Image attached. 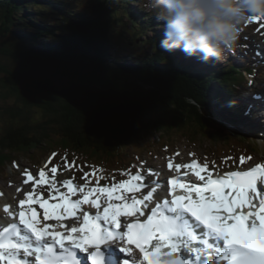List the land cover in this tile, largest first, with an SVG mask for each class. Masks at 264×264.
<instances>
[{"label":"trees","instance_id":"obj_1","mask_svg":"<svg viewBox=\"0 0 264 264\" xmlns=\"http://www.w3.org/2000/svg\"><path fill=\"white\" fill-rule=\"evenodd\" d=\"M112 2L0 0V101L6 103L0 105V168L36 149L43 160L63 154L76 163L75 153L108 159L113 147L152 130L187 135L180 116L205 129L225 110L232 95L226 75L199 82L203 71L194 74L177 60L170 65L150 55L135 65L137 59L115 50L111 30L124 18L113 17L119 7ZM91 98L117 104L130 124L101 135L77 122L81 115L71 105ZM221 134L219 142L228 136Z\"/></svg>","mask_w":264,"mask_h":264},{"label":"snow or ice","instance_id":"obj_2","mask_svg":"<svg viewBox=\"0 0 264 264\" xmlns=\"http://www.w3.org/2000/svg\"><path fill=\"white\" fill-rule=\"evenodd\" d=\"M253 21L264 19L250 23ZM167 167L171 170L173 164ZM181 167L194 169L195 177L203 183L172 178L167 181L171 199L151 208L148 202L156 188L137 198L136 193L145 187L140 175L103 187L97 180L91 188L87 184L77 187L68 180L63 184L65 192L41 170L38 183L47 184L51 199L57 202L50 203L42 196L37 199L33 189L19 200L18 214L4 208L13 220L18 215V223L0 228V264H213L214 257L224 264H264V196L257 187L258 181H264V163L222 177H214L207 164L177 165V171ZM57 170L52 167L51 173ZM26 175L25 182L34 181L27 170ZM178 188L187 195L177 196ZM193 193L198 199L192 198ZM78 194L80 199H72ZM253 194L260 198L258 211H253ZM35 204L43 209L45 221L57 224L41 225L32 207ZM84 205L94 208L95 214L84 211ZM81 215V227L63 223L80 220ZM133 246L142 262L133 258ZM165 248L170 252L165 253Z\"/></svg>","mask_w":264,"mask_h":264},{"label":"rangeland","instance_id":"obj_3","mask_svg":"<svg viewBox=\"0 0 264 264\" xmlns=\"http://www.w3.org/2000/svg\"><path fill=\"white\" fill-rule=\"evenodd\" d=\"M147 13V12H145ZM148 14V13H147ZM37 17V16H36ZM264 24V21L261 22H251L245 26H243L240 38L235 46V48L240 49L241 53L238 54V58L240 56L242 58H250V59H258V69L256 71V76L255 79L253 80V84L249 87V89L245 92L244 97L248 99L252 97V94L254 91L260 89L261 92H263L264 96V56L259 55L254 48H256L257 44H263V49H264V27H261V25ZM250 36V37H249ZM251 44L249 48L244 47L245 44ZM134 45V44H133ZM248 51L250 53H254L251 55H248ZM234 52H231V54ZM259 57V58H258ZM202 62V60H201ZM229 62V58L225 57L222 60H217L216 64L218 66H226L227 63ZM251 96V97H250ZM10 103H15L14 100H10ZM6 103H2L0 101V105H5ZM9 116L6 115L3 119L4 120H9ZM241 121H239L240 123ZM240 125V124H239ZM244 129L245 126L242 125L241 129ZM188 133L187 135L182 134V133H171L168 134L164 131H158V130H152L151 134H148L141 138L140 140L134 142L133 146L129 148V154L134 155L135 153H138V149H141L143 151V154H141V160L144 164L143 168H139L137 165L135 166L136 168H129L127 171H125V176L124 178L120 177H111L110 174L107 175V178L101 177L99 173L93 172L92 170L95 169V167H92V170L88 167L85 168V170H75L74 173L68 174L66 172V169L64 167H60L58 165L59 162H54L53 164L49 165H38L37 160H41L42 157L44 156V153H39L35 154V159L32 157H20L19 158V165L17 167H12V165H7L3 169V172L0 173V197H4L5 194H7L8 190H11L12 187H14L16 184L14 182V179H17L18 176L27 178L26 175V170L28 173H30L33 178H34V185L33 188L36 187V185H41V189L45 190V188L48 186L47 184H39V172L41 170H44L46 172V175L49 179H54L55 180V185L56 187H59L61 190L67 191V189L63 188L64 182L68 180H72L77 187H82L84 186L85 183L89 188L95 187L97 185V180L99 181V185L103 187L102 185L105 186H111L113 183H120L124 180H130L134 175H140L143 177V180L141 181L142 184H145V182L151 183V182H164V186H166V179L170 175H175L177 172L176 166L177 165H186L189 163H193L195 161H199L200 165L207 164L209 171L213 173V176H216V170L218 171L220 167V170L225 173H219L222 175H225L229 172L227 171H247L253 167H255L259 163H264V155H260L254 152L247 153L244 155H239L237 158L233 159L230 162H226L223 164L221 162L222 156H225L224 154L221 155L220 158V163L218 167L214 166V163L211 158V154H213L212 149H216V147L208 141V139H204L202 137L195 136V132H186ZM243 133L240 132H235V133H230V135L234 137H238V139L235 140H240ZM248 136V135H246ZM249 139L252 138L248 136ZM257 142V143H255ZM245 143V142H242ZM264 141L263 140H256L252 142V145L256 147L257 149L263 150V145ZM236 145L241 146V149L243 151H250L249 148H247L245 145L237 143ZM224 147L220 146L218 149H216L218 152L223 153ZM238 149V148H236ZM238 151V150H236ZM215 152V151H214ZM139 154V153H138ZM171 154L174 157L175 160L179 159L180 163L175 162L171 158ZM230 151H229V156H230ZM244 158V162L241 163V158ZM248 157H251V159H248ZM259 160H263L260 162ZM161 162L166 163V167L169 163L173 164V168L171 170L168 169L165 172H159L157 171L154 173L153 170L151 172L144 170L146 165L151 164L155 167H157L158 164ZM52 167H57V173L53 174L51 173V168ZM182 168V167H181ZM180 168V169H181ZM206 175V173H205ZM87 176V179L85 177ZM150 177L152 180L151 181H146L147 177ZM264 183V181H261ZM36 196V195H35ZM41 196L40 194L36 196L37 199H39ZM44 199V198H43ZM154 199V195H153ZM255 199V198H254ZM57 202V201H56ZM54 202V203H56ZM154 202V201H153ZM5 205V207H8L9 205L12 207L18 206V201L17 199L11 203H3L2 206ZM39 206V204H38ZM9 207V210H11ZM36 209V208H35ZM39 209L42 210L40 215L37 216V219L40 220L41 225L44 224H51L52 223L45 221L43 219V209L39 207ZM37 211V209H36ZM8 215V214H7Z\"/></svg>","mask_w":264,"mask_h":264},{"label":"clouds","instance_id":"obj_4","mask_svg":"<svg viewBox=\"0 0 264 264\" xmlns=\"http://www.w3.org/2000/svg\"><path fill=\"white\" fill-rule=\"evenodd\" d=\"M135 5L161 22V47L204 62L222 60L234 50L243 26L264 19V0H137Z\"/></svg>","mask_w":264,"mask_h":264},{"label":"bare ground","instance_id":"obj_5","mask_svg":"<svg viewBox=\"0 0 264 264\" xmlns=\"http://www.w3.org/2000/svg\"><path fill=\"white\" fill-rule=\"evenodd\" d=\"M112 4H113V6L115 7V8H117L116 6H115V4L112 2ZM121 11V10H120ZM122 13H124L125 14V12L124 11H122ZM250 37V36H249ZM63 39V38H62ZM251 46V44H249V43H247V44H245L244 45V47H246V48H249ZM249 49H252V48H249ZM254 50L257 52V53H259V55H261V56H264V49H263V44H257V46H256V48H254ZM241 50L240 49H237V48H234V50L232 51V52H234V53H229V54H226L224 57H228L229 58V63H231V62H233L234 60H235V58L238 56V54H240L241 52H240ZM122 54H123V52H122ZM248 55H250V54H252V53H250L249 51H248V53H247ZM252 56V55H251ZM223 57V58H224ZM258 91L260 92V89H258ZM261 93V92H260ZM262 94V93H261ZM249 132H251V131H249ZM256 135H259V133H256ZM173 154H171V158L173 159V160H175L174 159V157L172 156ZM260 162H262L263 160H259ZM175 162H179V159L178 160H175ZM193 163H195V162H193ZM165 166H166V163L165 162H161L160 164H159V167L161 168V169H164L165 168ZM156 169H157V171H159L160 169L158 168V167H156ZM191 171V169L188 171V172H190ZM203 174V173H202ZM192 175L194 176V172H193V170H192ZM222 176H224V175H222V174H217L216 176H214V177H222ZM150 180V179H149ZM25 181H27V178H24V177H20V176H18L17 177V179H14V182H15V186L14 187H12V189L11 190H8L7 191V194H5V196L3 197H0V224L2 225V222H7L8 220H7V218H6V216H4V214H5V212H4V208L1 206L3 203H11V201H15L16 199L19 201L20 199H25L26 198V194L28 193V192H31V191H33V189H35V195L36 196H38L39 194H40V196H42L44 199H46V200H49V202L50 203H54V202H56L55 200H52L51 199V197H50V188H49V186H47L46 188H45V190H42L41 189V185H36V187L35 188H33V185H34V183H33V181H28V182H25ZM82 184H84L85 185V183H82ZM152 186H153V183L151 184ZM257 187H258V190L260 191V193L264 196V183H261V182H259L258 184H257ZM152 189L150 188V186H145L144 188H143V190L140 192V193H136V196L138 197V196H140V195H143V194H147L149 191H151ZM61 191H65V190H61ZM66 192V191H65ZM127 195H131V194H127ZM81 198V196L78 194L77 196H74V197H72V199H80ZM103 199H105L104 197H102V200ZM157 200H158V198H157ZM114 203H118V202H116V201H114ZM153 206L154 207V205H155V203H153V202H148V207L150 208V206ZM9 207L11 208V206L9 205ZM32 207H34V208H36L37 209V213H38V215H40V213L42 212V210L41 209H39V206H38V204H35V205H33ZM255 207H256V210H254V211H257V209L259 210V207H260V205H259V201L256 203V205H255ZM83 208H84V211H87V212H90V213H92V214H95V212H96V210L94 209V208H91L90 206H88V205H84L83 206ZM16 210H19V206H16V207H12L11 208V211L13 212V213H15L16 212ZM248 211V209L247 208H245L244 209V212L246 213ZM122 219H124V218H122ZM16 220H17V218H16ZM9 222V221H8ZM48 222H50V223H52L53 225H56L57 224V221H55V220H50V221H48ZM63 223L65 224V225H67L68 227H72V226H77V227H81L82 226V218L80 219V220H72V219H66V220H64L63 221ZM61 231H63V229H60Z\"/></svg>","mask_w":264,"mask_h":264},{"label":"water","instance_id":"obj_6","mask_svg":"<svg viewBox=\"0 0 264 264\" xmlns=\"http://www.w3.org/2000/svg\"><path fill=\"white\" fill-rule=\"evenodd\" d=\"M72 109H74V114L76 116H80V119H76L77 122L87 125L92 124L95 126L98 134H105L112 131H116L119 128H126L131 121H127L124 117V113L119 111L118 105L114 103H110L109 100L99 99V98H91L88 100V103L82 101L78 103H74L71 105ZM76 110V112H75ZM80 113V115L78 114ZM182 113V110H180ZM180 121L183 124L184 129L189 130L191 132H195V136L199 138L202 137L204 139H208L209 142L215 144L214 141L210 138L209 131L206 129H201L202 127L196 123L193 118H183L180 116ZM118 125L120 127H118ZM89 127V126H88ZM95 131L94 128H92ZM210 137H209V136ZM116 140V139H114Z\"/></svg>","mask_w":264,"mask_h":264}]
</instances>
